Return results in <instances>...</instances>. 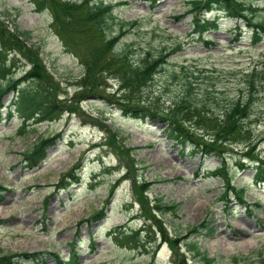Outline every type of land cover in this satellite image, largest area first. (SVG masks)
Returning a JSON list of instances; mask_svg holds the SVG:
<instances>
[{
  "label": "rangeland",
  "instance_id": "rangeland-1",
  "mask_svg": "<svg viewBox=\"0 0 264 264\" xmlns=\"http://www.w3.org/2000/svg\"><path fill=\"white\" fill-rule=\"evenodd\" d=\"M88 1L113 5L109 36L117 33V20H137L125 26L119 42L131 46L134 58L151 46H178L144 101L167 108L180 93L167 71L183 78L181 66L200 69L196 84H212L228 97L243 87L239 71L255 69L264 76V38L252 41V28L228 16L200 36L193 32L186 0H44V11L30 0H0V30L8 35L16 25L30 32L29 40H19L41 63L44 82L57 88L59 105L54 119L24 127L18 116H6L13 92L1 96L0 256L41 252L22 264H59L58 258L65 261L71 252L78 264H205L187 250L184 237L191 231L189 240L212 264H264V183L253 179V160L264 161V87L247 123L249 134L226 153L230 182L244 191L242 202L232 193L226 201L222 180L207 175L221 163L218 157L181 152L165 138L162 124L127 117L108 104L105 95L118 89L112 73L98 76L95 91L77 94L87 73L86 50L103 43L94 23L84 19ZM238 1L251 8L252 23L264 21V0ZM60 2L79 7L64 19ZM197 15L210 21L216 11ZM16 58L12 70L20 76L31 64ZM49 137L45 159L29 165L26 151ZM246 151L253 157H245ZM158 198L177 208L154 213ZM204 219L211 233L191 230Z\"/></svg>",
  "mask_w": 264,
  "mask_h": 264
},
{
  "label": "trees",
  "instance_id": "trees-1",
  "mask_svg": "<svg viewBox=\"0 0 264 264\" xmlns=\"http://www.w3.org/2000/svg\"><path fill=\"white\" fill-rule=\"evenodd\" d=\"M30 1L35 10H46L47 5L44 0ZM86 4L88 6L84 19L94 23L102 36L103 43L86 50L85 53L88 57L87 59L83 58L82 64H84L87 73L83 79L81 91H78L77 94L81 95L82 93L83 95L88 89L95 91L98 86L96 81L105 77L103 73L105 75L112 73L110 75L117 81L118 89L105 95L108 104L117 107L127 117L162 124L165 138L170 140L174 146H178L181 152L187 151L190 156L200 154L201 158L218 157L221 163L207 175L222 180L221 193L224 194L222 196L224 200L228 201L229 194L232 193L231 197H236L242 202L244 191L242 188H236L230 182L231 178L225 162L226 153L233 152V146L239 144L249 134L250 126L247 123L253 115L256 96L264 87V76L255 69L246 72L239 71L243 87L238 88L231 97H228L215 90L212 84L209 86L196 84L197 71H201L200 69L190 71L186 66H181L183 78H178L177 72L174 70L167 71L174 84L179 83L180 85L179 95L171 100L167 108L160 106L157 102L144 101L143 94L148 90L149 84L157 75L165 72L169 58L178 46L172 44L169 46L159 45V47L151 46L144 48L134 58L135 54L131 46L124 44L119 46V42L120 37L127 33L125 26H133L137 20L129 22L117 20L119 29L116 34L109 36L107 34L112 33L111 24L116 20L113 15V5L102 2ZM185 5L193 13V32H197L200 36L209 29H217L216 21L219 17L228 16L236 20H243L252 28V41L264 38V21L255 20L256 22L252 23L251 17H249L251 15L248 12L251 8L243 2L238 0H186ZM77 7H79L77 4L60 2L59 12L64 19H67L68 13ZM213 10L216 11V16L210 21L199 18L197 15L200 11L206 14ZM59 12L56 11L55 15H59ZM70 20L74 24L73 19ZM11 29L8 35L0 30V80L2 81L0 86V121L3 119L1 96L8 91L13 92L10 105L6 107L8 118L14 115L18 116L22 119L24 127L38 124L44 120H52L59 110L55 97L57 88L53 90V86H48V83L44 82L45 76L39 70L41 63L37 57L31 56L28 48L21 44V39L29 40L31 38L30 32L18 30L16 25H13ZM10 53H13L11 57L8 56ZM16 54L31 64L30 69L25 70L20 76H15V72L12 70L15 68V62L18 61ZM98 65H100V69ZM29 121L31 122L29 123ZM52 141L51 137L39 139L26 151L24 159L28 161L29 165L37 166L45 159L47 149L51 146ZM247 147L252 149L250 146ZM250 154V151L243 152L245 157L252 158L253 156ZM253 162L255 163L253 165L255 183H264V161L256 157ZM237 163L240 170L246 168L241 160ZM4 189L0 185V199L1 191ZM146 190V187L143 188L140 190V194ZM175 208H177V204L165 202L161 198L156 199L152 206V210L157 214L172 211ZM196 227H192L191 230L208 229V233H211L212 230L205 219L199 223L198 228ZM189 233L190 235L194 234L191 231ZM190 235L184 237L187 238V250L201 256L205 264H212L214 260L201 254L196 243L189 240ZM40 253H7L0 256V264H22L24 261H33L39 257ZM58 260L59 264L65 262L66 264H78L74 252H71L65 261L59 258Z\"/></svg>",
  "mask_w": 264,
  "mask_h": 264
}]
</instances>
